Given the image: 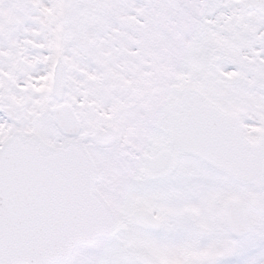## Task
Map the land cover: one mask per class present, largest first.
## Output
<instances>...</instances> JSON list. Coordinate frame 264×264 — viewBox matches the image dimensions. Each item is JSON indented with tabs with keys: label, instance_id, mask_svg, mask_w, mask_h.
<instances>
[{
	"label": "snow or ice",
	"instance_id": "1",
	"mask_svg": "<svg viewBox=\"0 0 264 264\" xmlns=\"http://www.w3.org/2000/svg\"><path fill=\"white\" fill-rule=\"evenodd\" d=\"M0 264H264V0H0Z\"/></svg>",
	"mask_w": 264,
	"mask_h": 264
}]
</instances>
